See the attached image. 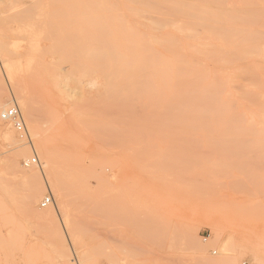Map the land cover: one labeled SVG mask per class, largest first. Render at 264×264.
I'll use <instances>...</instances> for the list:
<instances>
[{
  "label": "rangeland",
  "instance_id": "374dc122",
  "mask_svg": "<svg viewBox=\"0 0 264 264\" xmlns=\"http://www.w3.org/2000/svg\"><path fill=\"white\" fill-rule=\"evenodd\" d=\"M183 1L185 6L188 3L185 12L201 13L195 11L202 0ZM203 1L204 12L210 14L226 13L220 8L229 2ZM261 1L246 0V20H250L246 28L259 30L257 37L253 30L246 35L251 33L263 46ZM84 3L86 0H0V103L7 109L17 107L24 125L20 132L10 122L15 141L0 142V264H264V126L236 127L250 132L249 136L243 133L247 137L241 134L244 141L248 138L246 142L239 139L236 143L238 139H224L219 132L224 128L210 125L206 133V127L203 132L195 120L198 129L190 127L191 132L196 131L191 137L175 99V110L169 111L164 107L165 96L156 99L133 91V81L138 80L145 88H166L170 78L152 76L149 71V67L159 66L102 61L104 69L98 71L100 61L91 64L83 57L84 51L77 47L87 28L86 11L89 4L99 7L98 0ZM193 4L197 5L195 11ZM170 6L171 10L154 13L176 15ZM54 35L58 41L54 38L51 44ZM51 47L57 55L49 53ZM75 51L83 54L69 55ZM76 66L83 69L78 72ZM130 71L138 78L132 79ZM123 75L129 81L121 84ZM110 81L121 87L112 88ZM22 101L34 108L37 123L33 135L19 104ZM170 114L175 118H168ZM164 118L186 129L181 133V127L175 126L177 137L197 141L175 140L173 129L164 128L169 125L163 126ZM214 131L222 134L220 139L216 134L217 138L211 137ZM204 134H211V139ZM48 154L52 162L48 178L46 174L27 180L20 177L21 172L43 169ZM34 158L36 163H32ZM51 181L61 190L63 201L49 218H40L35 211L50 209L56 199L49 189ZM42 184L50 185L43 194ZM30 194L37 200L36 207L28 203ZM48 198L50 202L44 205Z\"/></svg>",
  "mask_w": 264,
  "mask_h": 264
},
{
  "label": "bare ground",
  "instance_id": "6f19581e",
  "mask_svg": "<svg viewBox=\"0 0 264 264\" xmlns=\"http://www.w3.org/2000/svg\"><path fill=\"white\" fill-rule=\"evenodd\" d=\"M177 1L175 0L173 1V3H171L170 1H167V0H98L99 7L96 8L97 5L96 6L94 5L95 6L94 8L92 6L90 7V4L88 5V0H86V3L88 5V8H87L88 11L86 12L88 15L85 13L84 14L89 16V20H86L88 21L87 28L83 32L84 34L82 33L83 36H81L80 39L78 40L80 44L78 45L77 49L79 48L80 51L81 49L84 51L83 57L89 62H91V64L92 62L94 63L97 62L98 64L100 61L99 70H98L99 66H97V64L96 65L93 64L94 67L95 66L98 67V68L95 67L98 71H101V69H104L102 68L104 66L103 64L104 61H109V62L116 61V62H121V63L132 61L135 64L151 63L152 65L159 66V67L165 66V65L168 66L167 68H164V69L163 68L158 69L159 67H156L150 70L151 67H149L147 64V67H149V71L152 74V76L160 74L162 75L161 77H163V75L165 74L166 76L170 78V82L166 88L162 90L159 86H154V85L148 86L147 88H145L146 87L145 84H141L142 81L138 83V81L140 80H138L137 82L130 80V82L133 81V84H135V86H133L131 83V85L133 86V91L136 94H138V96L140 95L148 96L149 95L156 99L157 97H160L162 95L165 96L167 100H166V104L164 107L169 111L171 109L175 110V107L173 106L174 99H175L176 101L174 105L176 106V109L182 111L181 113H184V115H182L184 116L182 120H183V126L187 129V130L185 129L186 133H192V134L194 133L193 135L188 134L191 137L195 136L196 131L192 130L191 132L190 127L193 126L195 127V129L197 128L196 126L202 129L203 128L205 129L206 127L205 132L207 133V128L213 126L215 128H224L219 131L225 136V137L223 136L224 139L226 140L228 139V141H230L231 139L233 140L238 139L236 143H238L239 139H241L240 142L242 143L244 141V138H241L242 137L241 134L243 135V137H247L245 135L247 134L249 136L248 133L250 132L247 133L249 129L248 130L244 129V131L241 132L242 130L240 129L238 130L239 127H246V125L248 126L250 125L249 127H251L252 124L255 126L256 124H261V127L264 126V89H263L264 88L263 86L264 85V44H263L264 43L263 42L264 41V38H263L264 30L260 31V33L262 32L261 34L259 33V35H262V38L260 39V41L262 42L263 46L260 45L261 43L259 44V42H257V40H259L258 38L257 40L256 38H253L251 33L250 34L248 33V34L253 39L252 40L248 39L250 38V36L248 34L246 35V32H250V30H253L252 32H254L255 29L247 30L246 28V23L249 20V19L246 20V12H247L246 3L248 2V1L246 2V0H231V1L229 0L228 4H226L225 7L224 5H222L221 8L219 7L221 11L222 10L226 11V13L224 12L220 13V11H218L219 13L217 12V13H211V14L209 12L208 13L204 12V10H206L207 8L202 7L203 6L202 2H204L203 0L201 1L200 7L198 5V3L200 2L197 1L199 10L196 9L195 11L194 7L197 8V5L195 6L194 5L195 3L193 4L194 11L201 12L197 14H190L188 12H185V9L188 3L185 6V2L183 0H179V3ZM180 1L181 2L183 1L181 3L182 6H180ZM219 1L221 4H223L221 2L222 0H217L216 2L218 3ZM168 2H170V4ZM174 2L178 3L177 5L179 8L176 7V4H174ZM188 2H191V1H188ZM205 2L208 3V0ZM261 2L264 3V1H261ZM91 3H95V2L91 1ZM170 5L174 7V10L178 12L181 11L182 13L180 12L177 14L176 11H175L176 15H171L172 13H169L170 15L165 14L167 13L166 11L164 13L161 11L154 13L155 11H158L161 9L169 10V7L171 10ZM191 6L192 5H189L190 8L189 7L188 8L191 9ZM211 6H215L214 8L216 9V5L211 4ZM218 6H220V4ZM261 6H263V4ZM253 7H252V10H253ZM98 8H99V12H97ZM95 11L97 13H95ZM85 19L83 20L84 22H86ZM248 22H250V20ZM255 32L256 34H253V35L254 36L256 35L257 37L258 36L257 33L259 32V30L256 29ZM50 36H51V33H50ZM55 36L58 37L57 35L52 36L53 38H52L51 44L54 43L53 41L54 38L56 42L58 41ZM73 38H71V40L77 43L76 39H73ZM248 40H249L250 45L248 44ZM251 41H254V42L256 41L257 44L259 45L257 44L254 45L256 42L253 44V42ZM61 45L63 46V44ZM55 46L54 48H57L56 50L52 49V47L49 48L51 49V52L50 50H48L52 56L54 54L57 55L56 53H54L55 51L58 53V55L60 52V51L59 52L57 51L59 50V48L57 47V44ZM60 48H61L60 50H63L62 47ZM52 50H55V51H52ZM65 50L67 51L68 49L65 48ZM63 52L65 51H62L61 55L63 54ZM67 53H70V52L67 51ZM74 53H77V55H79V51L71 52V54L69 55L73 56ZM83 53L81 52L80 55H82ZM67 56L65 53V57ZM83 57L81 56V58ZM84 58L82 59V61L84 60ZM101 63L103 65H101ZM107 65H105V67ZM73 67H74V63H73ZM81 68L77 67L78 72L81 71L80 70ZM139 68H141V66ZM143 68L145 69L144 64H143ZM50 69H52V66ZM141 69L139 70L141 71ZM98 71L96 72L98 73ZM144 71L143 72L141 71V74L144 73ZM85 73L87 72L85 71ZM88 73H87V76L91 74L90 77H92V73L90 72L89 75ZM128 73L134 74V76L132 75L133 76L132 79L138 78V77H135L137 76V74L135 75V71L134 73H131V71ZM145 75L146 74H144V76ZM101 76L103 75L101 74ZM124 76L125 75H123L122 78ZM130 76L128 77L130 78ZM122 78H120L119 80L121 84L124 83V80H125V78L123 79ZM111 80L113 81V79ZM144 80L145 78H143V82H145ZM127 81L129 80H125V82ZM111 83H108V86H110L108 88L110 89L114 87L118 89L117 87H121L118 84L116 85V83L114 82L115 84L112 83L113 87L111 88L112 86ZM125 84L127 85V83ZM114 85H116L117 87ZM122 88L125 89L123 91L124 92L126 91L127 93L128 88L127 87L126 88L122 87ZM104 93L106 94L107 92L103 91V94ZM117 93L118 92H116L115 94L117 95ZM18 100L19 99H17V101ZM19 104L25 112V115H26L25 119L28 122V125L30 127L29 129L31 130L30 131L28 129V134L29 136L31 134L33 135V130L36 126L35 123H37L36 118H35L36 116H34L35 112L34 113L32 112L34 111L33 110L34 108L28 107L27 102L25 101L19 102ZM157 106L158 104H156V108ZM0 108H4L5 110L2 113H0L1 115L0 117V142L15 141L13 129L11 128L9 123L12 122L16 128H17L16 126L17 124L16 122H14L13 119L3 118V114L11 109H15V108L18 109V108L10 107L7 109L6 106L1 105V103H0ZM29 108H32V110H30ZM167 110H165V113L169 114ZM156 113H157V116L154 114L153 115L154 117L156 116V118H158L159 120V115H158L159 113L158 112ZM161 113L160 115H164L163 114L164 110H163V113L162 114ZM171 114L169 117L168 116L167 117L168 118L172 117L173 115ZM177 117L179 118V115H176V118ZM168 118H164L163 126L164 125L166 126V124L167 125L169 124V121L167 123V120H166ZM21 121L23 122L22 116H21ZM179 121H181V118H179ZM193 121H195L194 123H196V126L194 125ZM171 122L170 124L173 125L174 127L170 126L169 124L168 126L164 128H166L167 131H169L168 130L169 127L170 129H173L171 130V133L173 136V134L176 133V132L174 133V128L177 122L174 123L175 120L172 123ZM155 123H158V122H155ZM155 125L157 129L158 124H155ZM178 126H176V128ZM226 127H228V129ZM231 127L235 128V131L232 130L234 135L237 136L235 138L232 135L233 133L231 131L232 129ZM179 128L180 130H183L182 132L179 130L181 133L185 131L182 125H180ZM204 129H203V132H204ZM225 129H227L228 131H225ZM255 129L256 128H254V130ZM254 130L251 129V131H254ZM18 131L20 130L18 129ZM29 131L31 132V134ZM224 132L225 133L228 132L227 135ZM235 132H238L240 136H238V133L235 134ZM243 133H246V134L244 135ZM215 134L217 136L219 135L215 133V131H214L213 136L211 134H209V136L207 134H204V135H207L209 139H211L210 135L211 137L214 138ZM176 135L177 134L174 135V138ZM221 135L218 136L219 138H217V136L215 137L217 139H220ZM226 136L229 138H227ZM259 136H260V133L258 137ZM168 137L170 136H167V138ZM178 137L175 138V140H177ZM191 137L185 138L184 136V139H183L180 136L179 141L188 140L187 142H190L193 140L197 141L198 139V138H195L196 140L194 138L191 139ZM213 138L211 141L214 142L215 140H213ZM209 139H205V142L206 140H208L209 142ZM217 139L215 142H217ZM247 140L248 138L246 139V141ZM33 150L35 152L37 151V148L34 145H33ZM47 158L48 160L47 161L45 160L44 161L45 163L43 162L44 163L43 169L30 170L24 173L21 172L22 175L20 177H23L24 179L27 180L28 178L30 179L31 177H36L37 175L46 174L44 175V177L46 178L47 176L48 178V176L51 173L52 162H51V158L49 154ZM42 159L44 160L43 157ZM14 164L17 167H19L18 162L15 161ZM29 165H30L29 162L25 163V166L28 167ZM15 177H19V175L17 174L15 175ZM48 183L51 185L52 189L49 184L48 186H45L42 184L43 185V187L41 186L43 189L42 194L45 193L47 189L50 187L49 189L55 192L56 199L54 201V205L46 211L39 212V210L35 211L33 209L35 211L36 216L40 218H49L51 214H53L57 209L60 208L62 201H63V194L61 190L58 189L57 184L56 185L55 183L53 184V181L48 182ZM30 196L33 197V195L31 194ZM32 197L28 196V203L31 207L33 206L36 207L34 203L37 200L34 199V197L33 198ZM49 202H47V199H46V201L44 202V205H47ZM8 207L9 205H7V208ZM8 210H10V207L8 208Z\"/></svg>",
  "mask_w": 264,
  "mask_h": 264
},
{
  "label": "built area",
  "instance_id": "2783aa9c",
  "mask_svg": "<svg viewBox=\"0 0 264 264\" xmlns=\"http://www.w3.org/2000/svg\"><path fill=\"white\" fill-rule=\"evenodd\" d=\"M21 113L19 112V110L18 109H11V110H9V111H7L6 113H4L3 114V118H5V119H13L14 120V122H16V126H17V128L20 130V131H24V125H23V122L21 121V115H20ZM33 163H36L37 162V159L36 158H34L33 159V161H32ZM51 199L50 198H48L47 199V202H49Z\"/></svg>",
  "mask_w": 264,
  "mask_h": 264
}]
</instances>
